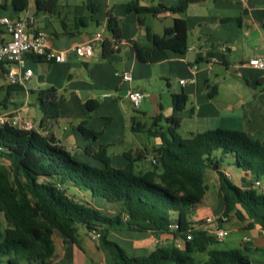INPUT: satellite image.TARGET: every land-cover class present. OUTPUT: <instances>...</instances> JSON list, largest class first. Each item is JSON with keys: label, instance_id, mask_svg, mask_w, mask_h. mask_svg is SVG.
Instances as JSON below:
<instances>
[{"label": "trees", "instance_id": "trees-1", "mask_svg": "<svg viewBox=\"0 0 264 264\" xmlns=\"http://www.w3.org/2000/svg\"><path fill=\"white\" fill-rule=\"evenodd\" d=\"M31 1L35 13H58L59 0H12V6L15 12L22 13ZM200 1L181 0L170 7L129 3L127 12L151 16L162 12L180 14L188 5ZM87 8L94 14L100 7L89 4ZM90 21L74 16L71 29L75 31L69 32L68 25L62 23L63 31L69 37L77 36ZM106 29L110 37L104 38L100 46L104 60L119 52L122 38L119 19L111 11L106 14ZM148 38V46L133 45L136 58L142 64L160 63L167 59L169 52L178 55L187 52L186 22L181 18H174L163 36ZM36 60L44 61L41 57ZM6 71L5 64L0 62V75ZM3 91L0 113L7 109L11 94L22 92L23 87L7 85ZM34 94L43 115L37 129L45 133L43 136L38 130L29 132L0 126V214L5 221V229L0 232V264H53L54 240L61 238L77 243L79 227L89 235L98 236L99 249L109 254L113 264H251L239 250H208L218 241L205 229L194 228L190 219L207 191L205 176L213 172L218 177L222 214L248 221V227L256 224L264 230V192L251 187L253 180L264 181V140L254 139L243 131L223 129L182 138L177 130L188 98L184 92L172 94L166 132L149 131L151 136L160 138V143L153 148L155 169L136 174L135 163L144 159V155L124 154L127 164L117 169L111 166L105 147L96 144L98 133L85 125L98 107V101L89 99L85 102L88 116L76 130L87 142L84 154L98 162V167L79 161L63 150L48 127L59 118L57 90L51 87ZM215 94L214 87L208 97L213 98ZM159 119L153 118V127H157ZM130 122L133 132L144 131L136 116ZM223 158H228L240 170V182H248L244 188L226 176ZM85 198L91 202L98 200L107 207L95 209ZM171 224L173 229H169ZM112 230L145 232L156 237L166 235L181 247L167 242L146 256L131 257L108 238ZM204 253L203 259H196V255Z\"/></svg>", "mask_w": 264, "mask_h": 264}, {"label": "crops", "instance_id": "crops-1", "mask_svg": "<svg viewBox=\"0 0 264 264\" xmlns=\"http://www.w3.org/2000/svg\"><path fill=\"white\" fill-rule=\"evenodd\" d=\"M86 1V5L94 4L100 7L96 15L91 14L86 6H74L71 5L70 0H59L60 3H63L56 15L41 13L39 16L38 13H34L33 16L36 18L34 29L41 30L47 34L48 49L61 51L71 48L76 44L84 43L94 34L100 33L82 30L81 34L69 37L63 31L62 23L68 25L66 30L74 32L75 29H71V20L72 17L77 16L92 20L89 24H102L106 29V14L108 11H111L113 16L120 20L122 38H126V41H120L121 45L124 46L125 60L123 61L122 56L116 55L120 53L121 46L119 47V52L114 54L116 56L113 55L107 60L101 58L100 48H96L93 57L89 59L80 61L71 56L64 63L38 62L36 58L25 55V67L32 71L33 76L31 79L34 78L33 86L37 89L29 91L25 90L27 87L24 86L22 92L12 93L8 101L11 103H21L18 109L20 110L19 114L20 112L27 113L28 109L24 105V102L19 99V95L23 94L26 100L28 98L29 100L33 99L31 104H37L34 92L51 87L55 88L57 90L59 118L54 124L57 125L61 120H65L66 123L62 129L58 127V132L53 130L51 123L48 127L51 128L55 137L59 140L63 150L71 154L75 152V156H77L81 155L87 146V142L76 130L80 122L88 116L85 102L89 99H96L94 98L95 96H101L103 102L106 99H111L113 89L115 90V97L126 101H128L125 97L127 90L135 89L143 92L141 81L142 76L145 74L143 67L146 65L157 66V72L160 76L175 75L178 78V82L179 80L186 81L185 85L182 86L178 83V86L180 87V92H184L187 98L193 101L194 111H192V114H195V118L198 120L202 118V120L206 119L209 122L205 123L202 121L199 127L193 126L190 129L191 131H189L190 134L199 133L208 128V126H211L209 128L212 129L209 130L243 131L252 138L254 136L264 137L263 91L252 98V103L250 102L251 100L239 96L238 93L242 87L237 83L228 86L229 93L227 94V98L214 100V97H208L209 92L207 91L209 88L212 91L215 87L210 82L211 77L214 75L217 77L222 76L228 69H233L236 73L239 72L240 76H243L247 88L250 89L251 80L255 78V86H262L264 89V70H254L247 65L250 58L263 54L264 0H202L199 3L188 5L183 13L170 14L162 12L155 16L149 14L137 15L134 12L129 13L127 12V6L129 3H137L138 6L143 7H155L158 5L170 7L176 6L181 0H149L145 4L137 0ZM28 10L29 12L31 10L30 4ZM23 14L24 12H15L12 0H0V20L2 18L16 20ZM174 18H181L186 22L188 45H192L194 50L186 52L184 55L169 52L167 59L157 64L140 63L133 51V45L148 46L150 44L148 36H163L165 30L172 26ZM152 19H158L160 26L153 23ZM100 34L103 38L110 37L109 33L105 35L103 33ZM8 40L9 36L0 24V45ZM223 46L226 48L225 51L221 50ZM211 59H214L215 62L211 65V70H209ZM112 61L122 64V72L128 71L130 73V82H119L117 85V80L114 81L98 73V68L105 65L111 67ZM32 64L40 66L43 74L36 73L35 75L31 68ZM7 67L5 65L6 69ZM101 69L103 70V68ZM245 70H248L250 73L244 75ZM252 71L258 73H253ZM6 86L4 75H0L1 91ZM215 88L217 94V87ZM104 90L108 93L99 94L100 91ZM4 95L1 99H3ZM96 109L94 112H96ZM12 110V108L10 109V104L7 103V109H2V112H10ZM183 112L181 116L184 117L186 113ZM129 120H131V117ZM86 124L88 126L92 124L91 117L87 120ZM89 130L93 131L90 128ZM39 133L42 136L45 134L43 131ZM96 144L102 145L98 142ZM131 146L129 151H134V155L140 153L145 156L147 149L143 143L140 142ZM125 165L124 160L118 159L114 164L117 168ZM134 171L136 174H139L147 170L143 168L141 161H139L135 163ZM225 172L231 175L232 179L234 178L233 180L235 181L233 183L238 187L244 188L248 183L240 182L241 172ZM207 175H210L212 178L211 181L217 189L218 199L221 201L222 207H218V204L216 208L208 207L205 202L206 191L201 203L197 205L190 219L192 226L198 230L204 229L202 222L205 217L210 215L219 216L223 212V202L218 192V177L213 172H207L205 176L207 188ZM96 202L101 204L98 200L92 201L94 204ZM103 206L107 207L101 204L98 210H102ZM222 227L229 230V236L222 241H218L217 244L209 247L208 250H239L243 255L248 252L251 264H264V230L256 224L248 227V221L237 220L232 215L228 216L227 222ZM4 229L5 221L2 214H0V232H3ZM108 238L116 242L131 257L146 256L157 246H162L167 242H173L177 248L181 247V244L173 241L170 236L161 235L156 237L145 232L112 230ZM243 238H247L248 241L245 243ZM54 243L53 264H113L109 254L99 249L98 242L92 240L84 228H78L77 243L61 238L55 239ZM205 255L206 253L196 255L195 257L197 260H201Z\"/></svg>", "mask_w": 264, "mask_h": 264}, {"label": "rangeland", "instance_id": "rangeland-1", "mask_svg": "<svg viewBox=\"0 0 264 264\" xmlns=\"http://www.w3.org/2000/svg\"><path fill=\"white\" fill-rule=\"evenodd\" d=\"M91 1H95V0H91ZM86 2H87L86 0H70L71 5L74 6L80 5L87 7ZM62 3L63 2L59 3V9L62 7L61 6ZM30 8H31L30 15L33 16L35 13V8L32 1L30 2ZM97 13L98 12H95L94 15H96ZM40 14L41 13H38L39 16ZM152 20L153 23H155L157 26H160V21L158 19H152ZM119 27H120V20H119ZM84 31L100 32L103 33L104 35L108 34V31L103 27L102 24H95V23H90L88 27L84 29ZM125 39L126 38H121V42L126 41ZM121 42L118 45L119 47L121 46V51L116 55L122 56V59L124 61L125 60L124 50H123L124 46L121 45ZM80 64L81 66H83L82 63ZM31 68L34 71L35 75L36 73L40 75L43 74L40 66L36 64H32ZM101 68H103V70ZM101 68H98L99 74H102L107 78H111L114 81L117 80V85L119 84V82H123L120 77V74L122 73V69H123L121 63L112 61L111 67L105 65L104 67ZM143 70L145 71V74L142 76L141 85L143 87V92L145 94V97L140 103V106L138 108L135 109L130 105L128 101L121 100L119 97H115L114 96L115 90L113 89L111 92V95H113L111 99H106L104 102L101 96L94 97L98 101V108L96 109V112L92 113L91 115L92 124H89V126L88 124H86V128L88 129L90 128L93 130V132L98 133L97 142L105 147L106 154L110 160V164L114 168H117V166L116 167L114 166V164L117 162V159L124 160L125 164H127V160L124 157V154H130L131 156L134 157L135 156L134 151H129V149L132 147L131 145H136L137 143L141 142L145 145L147 149L145 158L141 160V165L146 170L155 169V166L150 162V160L154 156L153 148H155L156 145L160 143V138L151 136L149 134V131H155L161 129L162 131L166 132V128H167L166 118L169 117L171 114V95L175 93H180L181 91L180 87L178 86V78L175 75L160 76L158 75L157 66L155 65H146L145 67H143ZM247 73L250 72L248 70H245L244 75H246ZM253 73H258V72L255 71ZM240 75L241 74L239 72L236 73L233 69H228L224 75L222 74V76H218V77L215 75L212 76L210 82L213 85H215V87H217V91H218V93L214 95L213 99L218 100L225 97L227 98V94L229 93V90L227 88L228 86L234 83L240 84V86L242 87V89L239 90L240 91L238 93L239 96H241L244 99L247 98L251 100L250 101L251 103L253 102L252 98H254L260 92L262 91L264 92L262 86L260 87L255 86V80H254L255 78L251 80L250 89L247 88L245 81L243 80V76ZM33 80L34 78L25 83L24 86L27 87L25 88V90L33 91L37 89L34 88L33 86L34 85ZM103 93H108V92H106L105 90L99 92V94H103ZM218 94L219 96H217ZM3 95H4L3 91H0V100H2L1 98ZM19 99H21L24 102V105L28 109L27 113L20 112L21 118L25 121L32 122L33 124H35L36 127H38L39 120L43 116L38 107V104H31L33 99L29 100L28 98L26 100V97H24L23 94L19 95ZM8 103L10 104V109L11 108L13 109L12 111L19 109V107L21 106V103H11V102ZM192 103L193 101L188 99V102L185 106V110L183 112L186 113L185 114L186 116L184 117L182 116L180 127L177 130V133L182 138L190 137L191 136V134L189 133V131H191L190 129L193 126L199 127L200 122L204 121L205 123H209L208 120L206 119L202 120L201 118L200 120H198L197 118H195L196 115L192 114V111H194L193 108L194 105H192ZM10 112H6V113H10ZM132 116H136V121H139L141 123V125L144 128V131L132 132L130 130L131 125L129 118ZM157 116L160 117V119L157 123V127H153V118ZM65 123H66L65 120H61L56 125L52 121L51 125L53 130L58 132L59 130L58 127L62 129ZM209 127L211 126H208V128H206L204 131L201 132L211 131L209 129L212 128ZM254 139L263 141L264 137L254 136ZM72 154L75 155V152ZM76 157H77L76 159L79 161H83V162L88 161L90 165H94L98 167L100 166L98 162L86 156L84 152L81 153V155L80 154L77 155ZM124 167L125 166H120L119 169H122ZM223 167L225 168L226 171L231 173L240 171L231 163V161L228 158H223ZM156 170L157 172L160 171L159 169ZM211 180H212L211 176L207 175L206 182L208 183V188L206 192L205 202L208 207L210 206L212 208L214 207L216 208L217 204L218 207L219 206L222 207V203L218 199L217 189L213 186V182ZM261 181L264 184V181L263 180ZM85 200L89 202L95 209H99L101 207V204L97 202L94 204L88 198H85ZM244 256L247 257V259L251 263L250 254L247 252L244 253Z\"/></svg>", "mask_w": 264, "mask_h": 264}, {"label": "built area", "instance_id": "built-area-1", "mask_svg": "<svg viewBox=\"0 0 264 264\" xmlns=\"http://www.w3.org/2000/svg\"><path fill=\"white\" fill-rule=\"evenodd\" d=\"M140 3H147L149 0H138ZM29 6L24 11V14L16 20H10L9 18H2L0 20L1 26L4 27L5 32L9 36V40L0 45V62L4 63L7 67V71L4 73L6 85H17L24 87L33 73L30 69L25 67V55H30L34 58L41 57L44 61L53 63H64L71 56H74L80 61H84L93 57L96 48H100L103 41V37L100 33L94 34L90 39L84 43L76 44L71 48L52 51L47 48L48 36L41 30L34 29L36 18L29 14ZM194 50L192 45H188L187 52ZM222 51L226 48L221 47ZM215 62L211 59L209 62V70L211 65ZM247 65L254 69L262 71L264 70V49L263 54L258 57L250 58ZM123 82H130L131 75L129 72H122L120 74ZM192 81V80H190ZM179 85H185V80H179ZM126 99L133 108H138L140 103L145 97V94L140 90L129 89L126 91ZM20 110H15L10 113H0V126L8 125L9 127L24 130V131H37V127L30 121H25L20 117ZM152 164L156 163L155 158L150 160ZM228 178H231L229 174H226ZM251 187L259 192H264V184L261 180H253ZM228 220V217L223 214L219 216L210 215L203 219V227L207 231L208 235L213 236L217 241H222L229 236V230L222 227ZM174 225H169V229H173ZM92 240H97V235H90ZM190 239V236L187 237ZM244 242L248 241L247 238H243ZM157 243V241H155Z\"/></svg>", "mask_w": 264, "mask_h": 264}, {"label": "water", "instance_id": "water-1", "mask_svg": "<svg viewBox=\"0 0 264 264\" xmlns=\"http://www.w3.org/2000/svg\"><path fill=\"white\" fill-rule=\"evenodd\" d=\"M207 91H208V92H211V88H209Z\"/></svg>", "mask_w": 264, "mask_h": 264}]
</instances>
